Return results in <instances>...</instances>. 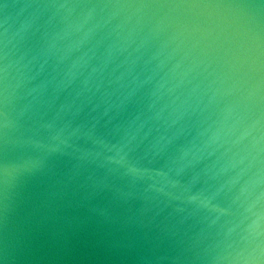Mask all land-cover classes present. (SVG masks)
<instances>
[{"label":"water","instance_id":"obj_1","mask_svg":"<svg viewBox=\"0 0 264 264\" xmlns=\"http://www.w3.org/2000/svg\"><path fill=\"white\" fill-rule=\"evenodd\" d=\"M0 264H264V0H0Z\"/></svg>","mask_w":264,"mask_h":264}]
</instances>
